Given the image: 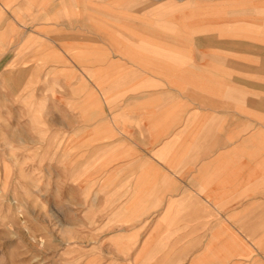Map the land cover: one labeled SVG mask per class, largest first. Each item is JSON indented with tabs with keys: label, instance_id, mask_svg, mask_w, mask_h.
<instances>
[{
	"label": "crops",
	"instance_id": "0c3cea01",
	"mask_svg": "<svg viewBox=\"0 0 264 264\" xmlns=\"http://www.w3.org/2000/svg\"><path fill=\"white\" fill-rule=\"evenodd\" d=\"M79 3L0 0V61L15 57L10 26L25 25L27 98L38 72L72 78L65 128L109 153L94 199L114 239L142 250L138 264H264V0L217 16V31L195 39L198 61L147 48L141 20L126 22L134 33L115 19L117 31L92 32L102 18ZM6 63L0 72L16 71Z\"/></svg>",
	"mask_w": 264,
	"mask_h": 264
},
{
	"label": "rangeland",
	"instance_id": "374dc122",
	"mask_svg": "<svg viewBox=\"0 0 264 264\" xmlns=\"http://www.w3.org/2000/svg\"><path fill=\"white\" fill-rule=\"evenodd\" d=\"M233 2L249 5L248 0H80L78 6L80 13L95 8L102 18L92 32L105 27L117 31L109 24L115 19L126 25L122 31L134 33L126 22L141 20L147 48L173 54L171 59L187 61L189 54L198 61L195 39L217 31V16L223 14L226 23L234 11L248 14L247 8L233 9ZM137 7L143 9L140 18ZM37 11L32 16L39 19L42 13ZM250 11L262 17L261 11ZM9 30L15 57L2 60L14 63L16 71L0 72V264H138L142 250L128 248L134 242L125 241V236L114 239V226L105 223L101 202L94 199L104 191L109 153L89 151L86 135L73 139L65 128L72 121L61 93L72 78L58 76L67 86L63 80L42 82L38 72L33 83L39 86L27 98V72L17 71L27 68V26L12 25ZM151 30L157 35L147 33ZM57 96L62 103H55Z\"/></svg>",
	"mask_w": 264,
	"mask_h": 264
}]
</instances>
